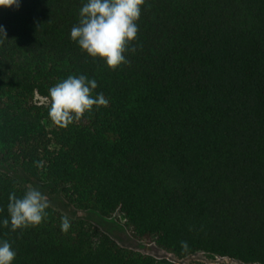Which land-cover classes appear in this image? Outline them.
<instances>
[{
    "label": "trees",
    "instance_id": "trees-1",
    "mask_svg": "<svg viewBox=\"0 0 264 264\" xmlns=\"http://www.w3.org/2000/svg\"><path fill=\"white\" fill-rule=\"evenodd\" d=\"M83 2L0 7V220L10 193L45 183L76 209L119 212L167 253L264 264V0H145L115 69L70 38ZM81 74L108 105L61 127L49 89ZM47 213L38 226H0L13 264H179L81 218L64 232L66 216Z\"/></svg>",
    "mask_w": 264,
    "mask_h": 264
},
{
    "label": "clouds",
    "instance_id": "clouds-1",
    "mask_svg": "<svg viewBox=\"0 0 264 264\" xmlns=\"http://www.w3.org/2000/svg\"><path fill=\"white\" fill-rule=\"evenodd\" d=\"M20 0H0V7L19 6ZM145 0H84L79 10V21L70 32V38L92 58H101L110 68L127 63L124 55L127 45L138 33L137 21ZM0 34L6 38L0 25ZM135 51V49H132ZM98 87L95 79L86 75H69L49 89V118L61 127H67L93 107L107 106L103 93L93 95ZM8 216L0 220V226L17 231L38 226L47 217L50 207L46 196L32 187L20 197L9 194ZM67 217L61 219V230L70 228ZM181 247L187 250V242ZM17 253L7 240H0V264H13Z\"/></svg>",
    "mask_w": 264,
    "mask_h": 264
},
{
    "label": "rangeland",
    "instance_id": "rangeland-1",
    "mask_svg": "<svg viewBox=\"0 0 264 264\" xmlns=\"http://www.w3.org/2000/svg\"><path fill=\"white\" fill-rule=\"evenodd\" d=\"M43 187L44 190L40 191L46 196L51 207L66 217L86 220L91 227L106 233L115 243L123 248L148 254L156 258H167L179 264H198L200 262L214 261L228 264H241L238 260L223 257L211 259L207 254L200 251L184 256H176L167 253L152 242L139 240L133 237L124 225L122 215L119 212H115L108 217H100L95 212L79 210L65 204L60 198L48 193L45 183H43Z\"/></svg>",
    "mask_w": 264,
    "mask_h": 264
},
{
    "label": "built area",
    "instance_id": "built-area-1",
    "mask_svg": "<svg viewBox=\"0 0 264 264\" xmlns=\"http://www.w3.org/2000/svg\"><path fill=\"white\" fill-rule=\"evenodd\" d=\"M215 258H219L218 256H216ZM223 258H228V257H223ZM228 259H230V258H228ZM214 262H217V261H214Z\"/></svg>",
    "mask_w": 264,
    "mask_h": 264
}]
</instances>
